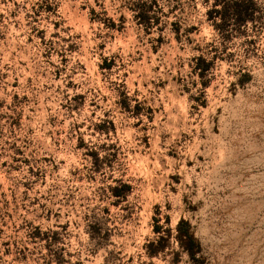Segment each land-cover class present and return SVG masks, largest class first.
Wrapping results in <instances>:
<instances>
[{
  "label": "rangeland",
  "instance_id": "rangeland-1",
  "mask_svg": "<svg viewBox=\"0 0 264 264\" xmlns=\"http://www.w3.org/2000/svg\"><path fill=\"white\" fill-rule=\"evenodd\" d=\"M221 1L0 0V264H264V0Z\"/></svg>",
  "mask_w": 264,
  "mask_h": 264
},
{
  "label": "trees",
  "instance_id": "trees-1",
  "mask_svg": "<svg viewBox=\"0 0 264 264\" xmlns=\"http://www.w3.org/2000/svg\"><path fill=\"white\" fill-rule=\"evenodd\" d=\"M206 1H208V0H206ZM213 1H214V6L220 5V3L222 2L221 0H213ZM239 3L240 2L236 3L237 7L239 6ZM216 12H218V11H216ZM117 196H119V195H117ZM179 240H180L181 246L183 248H185L186 250H188V252L191 256L195 254L194 251H192V249H191V246L195 244V239L190 232L186 233L185 235L184 234L179 235Z\"/></svg>",
  "mask_w": 264,
  "mask_h": 264
}]
</instances>
